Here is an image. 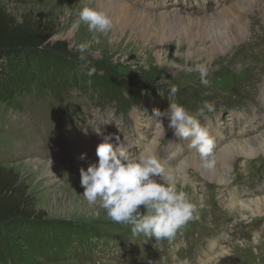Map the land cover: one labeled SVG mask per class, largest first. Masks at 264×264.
<instances>
[{"label": "rangeland", "instance_id": "rangeland-1", "mask_svg": "<svg viewBox=\"0 0 264 264\" xmlns=\"http://www.w3.org/2000/svg\"><path fill=\"white\" fill-rule=\"evenodd\" d=\"M161 1L163 7L160 0H143L142 8L153 18L172 14L178 8L184 16L192 12L207 15L214 7L224 8L218 7V0ZM97 3L0 0V11L14 23L22 19L25 24L45 29L49 46L42 49L43 53L57 56L63 64L60 72L24 85L22 95L16 96L19 102L15 108L0 100V169L17 176L34 210L44 213L43 221L67 224L78 231L94 229L106 238L75 247L74 242L65 252L57 251L41 264H200L203 253L217 255L222 250L230 257L228 264H264V213L261 217L247 214L243 219L220 206V196L227 199L226 191L233 190L245 200L264 197V155L236 162L223 193L210 177L187 169L188 179L197 189L181 184L178 187L198 206L199 218L170 240L133 235L130 226L111 221L98 203L90 204L83 198L79 175L81 168L86 170L98 161L95 149L101 138L93 129L99 127L106 135L119 136L129 154L136 155L144 148L137 126H142V138L147 143L157 138L153 110L165 112L173 102L191 114H197L204 102L212 105V111L204 109L197 118L214 141L213 151L218 140L215 133L224 141L259 135L264 128V98L258 95L259 79L264 74V43L247 48L240 45L233 57L228 51L225 58L198 59L186 43L194 36L187 37V33L200 35L205 30L185 27L182 14L180 26L167 21L155 26L156 31L146 29L145 33L139 32L144 28L117 32L113 27L106 34L91 33L85 24L72 33L70 27L79 10L84 6L100 10ZM129 3L139 8L134 0ZM94 36H99L100 42L91 43L85 54L96 68L89 76L74 45L92 42ZM200 64L208 68L207 85L194 70ZM51 85H55L53 92ZM173 87L178 89L175 95L171 94ZM240 131L246 135H239ZM78 135L90 143L92 150L82 162H76L77 152L69 148L72 137ZM159 135L160 160L176 145V149L180 147L193 156L195 150L171 128ZM53 163L59 170L49 166ZM255 231L261 233L258 243L253 239ZM211 244L214 248L207 252Z\"/></svg>", "mask_w": 264, "mask_h": 264}, {"label": "clouds", "instance_id": "clouds-1", "mask_svg": "<svg viewBox=\"0 0 264 264\" xmlns=\"http://www.w3.org/2000/svg\"><path fill=\"white\" fill-rule=\"evenodd\" d=\"M18 23H23V20H18ZM81 24L87 25L89 32L98 34H106L113 26L112 19L105 11L89 6L79 10L70 31L78 32ZM93 42L99 44V36H94L92 42L74 45L80 53L78 59L89 76L95 73L96 68L85 54ZM194 70L199 72L201 83L207 85V66L196 65ZM177 91L173 87L171 94L175 95ZM204 109L212 111V105L204 102L197 114H191L183 105L173 102L165 112L154 109L153 115L162 134L165 135L163 119H166L174 135L189 141L190 148L210 168L214 161L208 157L212 154L214 141L208 129L197 118L203 115ZM93 130L101 138L95 149L98 161L90 163L86 170H79L80 184L84 189L83 198L86 201L90 204L98 203L111 221L130 226L133 235L142 234L156 240L174 238L180 229L199 218L198 206L185 191L180 190L172 174L166 171L165 165L149 147L154 141L145 145L138 154L131 155L119 136L105 135L99 127ZM157 177L160 179L157 180ZM260 236V231L253 233L257 243ZM179 264L187 262L181 261Z\"/></svg>", "mask_w": 264, "mask_h": 264}, {"label": "bare ground", "instance_id": "bare-ground-1", "mask_svg": "<svg viewBox=\"0 0 264 264\" xmlns=\"http://www.w3.org/2000/svg\"><path fill=\"white\" fill-rule=\"evenodd\" d=\"M129 1L130 0H98L97 4L100 5V10L105 11L112 19L114 24V26H112L113 30H116L117 32H125L127 29H131L132 31L144 28L139 32L145 33L146 29L156 31L154 28L155 26L162 25L163 22L167 21H171L173 26L175 25V27H178L183 22L182 19H185L186 23L188 22L187 24L185 23V27L187 26L188 29H201V27H203V30H205L204 32L201 31L202 29L200 30L201 32L198 30L200 35H190L187 33V37L194 36L191 39H187L186 43L189 44L192 48V54L198 59L209 58L210 60V58L212 59L220 56L221 58H225L224 55L228 51L232 52L231 55L233 57L240 45L247 48L264 43V0H218V7L224 8L216 9L214 7L212 8L214 11L207 15L203 13L188 12L189 14H185L184 16V13H181L183 10L178 8L174 9L173 11L175 12L172 14H158L154 18L150 16L149 13L151 12L142 8L145 6L143 0H134L139 6L138 9L132 7ZM160 2L162 3L161 0ZM163 5L164 4L162 3L161 6L163 7ZM181 14L182 19L180 17ZM194 20H196V22ZM258 87L259 97L264 98V74H262L259 79ZM132 120L134 121L135 119ZM137 123L138 121H135V124ZM260 123L259 125H261ZM163 124L166 131L168 129V121L164 119ZM141 127L142 126L139 124L136 131L139 139L143 142L142 145L145 147L150 141L147 143L142 138ZM154 129L157 138L151 140L154 141V143L150 144L149 147L155 152V155L160 160L157 150V140L161 137V135H159L161 130L157 124ZM240 132L239 135H246L243 131ZM260 132L259 135L251 137V139H226L225 141L221 136L215 133L214 136L215 138L218 137V140H216V150L212 151V154L208 157L209 160L214 161L213 166L210 168L204 165V162L201 160L198 153L194 152L193 156L186 154L180 147L176 149L177 145L166 150L160 162L165 165L166 171L172 174L177 185L181 184L190 186L196 191L197 188L187 176L189 174L187 169H189L194 172L198 171L203 173L206 177H210V181L213 182L212 184L223 193L226 191V183H229L227 182L229 180L228 174L236 162L241 158L245 161L252 157L258 158L261 155H264V128ZM103 133L106 135V131H103ZM187 145H189V141H187ZM69 148L76 150V162L86 161L85 159H87L86 157H88V154L91 156L92 153V150H90V143L86 141L85 138L83 139L81 135L72 137V142ZM82 156L83 158H81ZM175 162L176 164L174 165ZM50 165L51 168L59 170V167L57 168L54 163ZM156 179L159 180L160 178L157 177ZM226 193L227 199L225 201L223 197L220 196V206L224 208L226 207V209L229 210L230 215L236 214L243 219H246L247 214L252 217H261L263 215L264 197L261 199L249 198L245 200L244 198L240 199L237 197L233 190L230 192L226 191ZM198 198L201 199V196ZM212 244L211 247H208L207 252L214 248ZM226 253L227 251L223 250L217 255H211V252L208 254L203 253L200 257L203 258V260L199 259V263L228 264L230 257H227L228 255H226Z\"/></svg>", "mask_w": 264, "mask_h": 264}, {"label": "trees", "instance_id": "trees-1", "mask_svg": "<svg viewBox=\"0 0 264 264\" xmlns=\"http://www.w3.org/2000/svg\"><path fill=\"white\" fill-rule=\"evenodd\" d=\"M48 41L45 29L14 23L0 11V100L15 108L19 102L16 96L22 95L24 85L60 72V59L43 53ZM54 86L49 88L52 92ZM18 182L16 175L0 169V264H41L74 242L75 247L106 239L94 229L78 231L67 224L43 221L44 213L34 210Z\"/></svg>", "mask_w": 264, "mask_h": 264}]
</instances>
